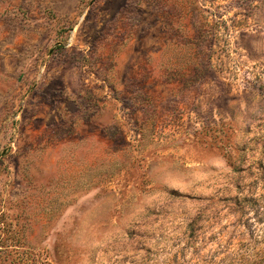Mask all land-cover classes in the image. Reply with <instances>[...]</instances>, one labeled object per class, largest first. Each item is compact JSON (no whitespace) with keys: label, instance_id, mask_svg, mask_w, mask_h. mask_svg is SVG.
Masks as SVG:
<instances>
[{"label":"rangeland","instance_id":"rangeland-1","mask_svg":"<svg viewBox=\"0 0 264 264\" xmlns=\"http://www.w3.org/2000/svg\"><path fill=\"white\" fill-rule=\"evenodd\" d=\"M252 193L264 0H0V264H223Z\"/></svg>","mask_w":264,"mask_h":264},{"label":"trees","instance_id":"trees-1","mask_svg":"<svg viewBox=\"0 0 264 264\" xmlns=\"http://www.w3.org/2000/svg\"><path fill=\"white\" fill-rule=\"evenodd\" d=\"M253 195V193L246 195L243 199L237 201V205L242 206L245 203H250L260 207L259 209L261 210V213L264 214V204L260 206V200L264 201V197L254 198ZM226 256L227 258H225L223 264H264V248H259L254 254H249V252L240 248V251L237 253L232 254L231 256L226 254Z\"/></svg>","mask_w":264,"mask_h":264}]
</instances>
